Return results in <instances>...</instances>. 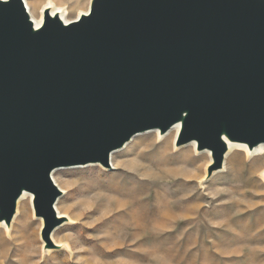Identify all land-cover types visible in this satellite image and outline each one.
<instances>
[{"label": "water", "instance_id": "water-1", "mask_svg": "<svg viewBox=\"0 0 264 264\" xmlns=\"http://www.w3.org/2000/svg\"><path fill=\"white\" fill-rule=\"evenodd\" d=\"M177 126L175 146L264 144V0H90L39 26L24 0H0V223L24 193L43 250L66 221L58 168L100 164L135 135ZM264 175V173H263Z\"/></svg>", "mask_w": 264, "mask_h": 264}, {"label": "rangeland", "instance_id": "rangeland-1", "mask_svg": "<svg viewBox=\"0 0 264 264\" xmlns=\"http://www.w3.org/2000/svg\"><path fill=\"white\" fill-rule=\"evenodd\" d=\"M45 2L39 4V15ZM53 2L70 21L90 4ZM170 130L163 136L158 130L135 135L111 153L108 168L96 163L52 173L63 191L55 205L66 217L51 236L57 248L43 250L42 221L34 217L32 196L26 200L25 224L19 199L10 226L0 223L5 264H264V153L255 156L244 146L235 147L226 153L223 168L207 177L210 153L197 152L193 142L176 147L178 129ZM115 184L139 190L142 202L94 227L100 213L80 215L82 209L89 208L94 193L109 194ZM140 212L142 221L135 218Z\"/></svg>", "mask_w": 264, "mask_h": 264}, {"label": "bare ground", "instance_id": "bare-ground-1", "mask_svg": "<svg viewBox=\"0 0 264 264\" xmlns=\"http://www.w3.org/2000/svg\"><path fill=\"white\" fill-rule=\"evenodd\" d=\"M41 1H43V0H31V1H27V2L25 1V5H26V8H27V11H28V13H29L32 21L34 22L35 26H39L40 25L41 19H42V10H43V8H45L47 6H50L51 7L52 14L54 12H59L60 17L62 18V20L65 23H68L70 21V20H67L65 18V16L68 14V12L67 11H64L63 8H58L56 6V2H53V0H46V2L43 4V6L40 9L41 11L39 10L40 11V15H39V13H38V7H39V4L41 3ZM84 12H86V11H84ZM174 130L175 131L177 130V126L173 127L170 131H174ZM170 136L171 135H168V138L165 140V142H164L165 143V146L168 145ZM235 147L244 149L243 146L240 147V146H237V145H234V144H229V150L230 151H233V148H235ZM253 153H254L253 155H255V156H257V155H259L261 153L263 154L264 153V144H262L259 147L255 148L253 150ZM139 158L140 159L142 158L141 155L139 156ZM260 159H261V156L260 157H257L256 158V162L258 160H260ZM178 161L184 163L185 165H189V163H191V160L190 159H182V160H178ZM256 162H254V163L251 164V166H250V169L251 170H253ZM141 166L143 167L142 164L138 165L137 169H139V167H141ZM125 174H128L129 175V172L125 170ZM185 176H187V174H185ZM244 185H247V183H245ZM98 187H100V185L93 186V187H89V188H86V189L81 190L80 193L81 194H88L94 188H98ZM108 190H109L110 193L109 194L102 195V196L100 194H97V193H94V195L92 196L93 193H91L90 195L92 197L90 198L91 199V202L88 205L89 208L88 209H86V208L82 209L81 208L82 209V212H81L80 215H85L86 213H89V212L91 214H94L96 212H99L100 213L99 217L95 220L94 227L99 226L104 219H106L108 217L109 218L110 217H113V216H115V215H117L119 213H123L129 207H131V206H133L135 204L140 203V201L142 202L141 199L140 200H137L138 199V192H139V190L137 191L134 188H126L123 184H121V185L120 184L110 185L108 187ZM90 195H88V197ZM28 196L31 197L30 194L24 193L21 196V198H20L21 203H22V207H23V213H22L23 215H21V216H22V219L25 220L24 224L27 222L26 221V213H25V210H26V200L28 199ZM20 200H19V202H20ZM57 202H58V200H57ZM57 202H56V204H57ZM55 208H56V205H55ZM56 211H57V213H58L59 216H62L63 215V214L59 213V211L57 210V208H56ZM188 211H190V210L188 209ZM135 218L138 219L139 221H142L143 218H145V217H144V214L142 212H140V215H136ZM0 225H2V224H0ZM22 228L23 229H26L27 228V225H23ZM57 229H59V228H57ZM57 229H55V231ZM5 242H6L5 239L0 238V264H5V261L2 259V257H3V251H2L3 249L2 248L5 245ZM7 245H9V244H7ZM14 251H15V248H14Z\"/></svg>", "mask_w": 264, "mask_h": 264}]
</instances>
